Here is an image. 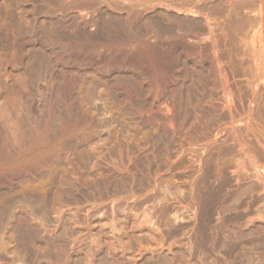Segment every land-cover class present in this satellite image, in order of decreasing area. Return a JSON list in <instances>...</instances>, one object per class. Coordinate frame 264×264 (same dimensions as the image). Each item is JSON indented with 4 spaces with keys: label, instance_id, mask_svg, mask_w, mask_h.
<instances>
[{
    "label": "bare ground",
    "instance_id": "1",
    "mask_svg": "<svg viewBox=\"0 0 264 264\" xmlns=\"http://www.w3.org/2000/svg\"><path fill=\"white\" fill-rule=\"evenodd\" d=\"M0 127V264H264V0H0Z\"/></svg>",
    "mask_w": 264,
    "mask_h": 264
},
{
    "label": "rangeland",
    "instance_id": "2",
    "mask_svg": "<svg viewBox=\"0 0 264 264\" xmlns=\"http://www.w3.org/2000/svg\"><path fill=\"white\" fill-rule=\"evenodd\" d=\"M158 54H159V53H158ZM158 54H157V55H158ZM157 57H158V58H156L157 62L160 60V62H158L159 64H160L162 61H164V60H163L164 58H163V59L160 58V57H161L160 54H159ZM158 59H159V60H158ZM52 108H53V107H52ZM51 110H52V109H51ZM55 112H57V110H55ZM58 114H59L58 112L55 113V116H54L53 122L55 121V123H54V124H56L55 126L61 124V127H62V125H64V123H62L63 118L61 117V116H62L61 114H60L61 116L58 115ZM56 115H57L58 117H56ZM55 118H56L57 120H56ZM58 118H59V119H58ZM60 118H62V120H61ZM58 120H59V122H56V121H58ZM50 121H52V120H51V119L48 120V124H47V123H42V124H41V123H35V125H33L34 123H31V124H32V127L34 126V128H36V129H37V128H41V127H45V126H46V127L49 126V127H47L48 129L50 128L49 130L45 127V131H46L45 134L48 133V136H49V134H50V135H53L54 133L56 134V133H57V132H56V129H57V130L59 129L58 126H57V128H56V127L54 126V124H53L52 122H50ZM57 123H59V124H57ZM29 124H30V123H27V124H25V125H26V126H25V125H23L22 123H20L19 127L17 126V129H19V132H21V133L23 132L22 134L20 133L21 135H19L18 139H19V140H22V141H25L26 143H27L28 141H31L30 136H29V135H30L29 133H32V132H33V129L30 128V127H31V124H30V125H29ZM37 124H38V125H37ZM39 124H41V125L39 126ZM45 124H47V125H45ZM52 124H53V125H52ZM180 124H181V125H180ZM180 124L178 125V124L173 123L174 127L176 126L175 129H179V126H180L181 129L184 130L183 128H186V127H184V126H186L187 123H186V124H185V123H183V124L180 123ZM184 124H185V125H184ZM15 125H18V124L15 123ZM21 125H23V127H22ZM28 125H29V126H28ZM20 126L22 127V131L20 130V129H21ZM52 126H53V127H52ZM177 126H178V127H177ZM25 127H27V129H26ZM29 128H30V129H29ZM51 128H55V130H54V129H51ZM0 130L3 131V130H2V127H0ZM30 130H32V132H31ZM51 130H53L54 132L51 131ZM1 131H0V135L2 134V137H3V138H0V140H1V139H4V138L7 139L8 136L4 137V135H3L4 131H3V133H1ZM26 131H27L28 133H27ZM49 131H51V132H49ZM25 132H26V135L24 134ZM14 133H15V132H14ZM33 133H34V132H33ZM33 133H32V134H33ZM51 133H53V134H51ZM4 134H5V133H4ZM23 134H24V136H26V137H23V136H22ZM27 134H28V135H27ZM32 134H31V137H33V136L35 135V134H33V135H32ZM46 135H47V134H46ZM10 136H11V137H12V136L15 137V135H13V134H11ZM10 136H9V138H11ZM20 136H21V137H20ZM0 137H1V136H0ZM14 137H12L10 140H13ZM22 137H23V139L26 138L27 141H26L25 139H24V140H23V139H20V138H22ZM27 137H28L29 139H28ZM9 138H8V139H9ZM6 139L0 141V142L2 143V145L4 144L3 142L7 141V143L5 142V145H4V146H6V145L8 144V141H10V140H6ZM1 143H0V144H1ZM4 146H2V147L0 146V148H3V149H5L6 147H7V148H8V147L11 148L10 143H9V145H7L6 147H4ZM10 148H9V149H5L4 151H6V152L3 151V152H2L3 154H2V153H0V154H2V155H4L5 153H6V154H10V152H12V151H11L12 149H10ZM8 150H9V151H8ZM0 151H2V149H0ZM7 152H9V153H7ZM11 154H12V153H11Z\"/></svg>",
    "mask_w": 264,
    "mask_h": 264
}]
</instances>
